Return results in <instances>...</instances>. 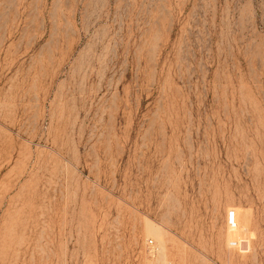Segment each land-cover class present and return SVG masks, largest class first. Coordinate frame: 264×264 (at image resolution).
<instances>
[{
    "label": "rangeland",
    "instance_id": "obj_1",
    "mask_svg": "<svg viewBox=\"0 0 264 264\" xmlns=\"http://www.w3.org/2000/svg\"><path fill=\"white\" fill-rule=\"evenodd\" d=\"M0 264H264V0H0Z\"/></svg>",
    "mask_w": 264,
    "mask_h": 264
},
{
    "label": "built area",
    "instance_id": "obj_2",
    "mask_svg": "<svg viewBox=\"0 0 264 264\" xmlns=\"http://www.w3.org/2000/svg\"><path fill=\"white\" fill-rule=\"evenodd\" d=\"M230 223L233 224V219L230 220ZM147 247H148V252H149V254H155V253H156V251H155V246L153 245V242L149 241V242L147 243Z\"/></svg>",
    "mask_w": 264,
    "mask_h": 264
},
{
    "label": "bare ground",
    "instance_id": "obj_3",
    "mask_svg": "<svg viewBox=\"0 0 264 264\" xmlns=\"http://www.w3.org/2000/svg\"><path fill=\"white\" fill-rule=\"evenodd\" d=\"M160 234V233H159ZM160 236V235H159Z\"/></svg>",
    "mask_w": 264,
    "mask_h": 264
}]
</instances>
